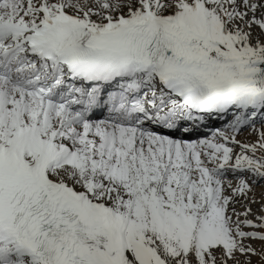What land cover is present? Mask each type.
Segmentation results:
<instances>
[{
  "label": "snow or ice",
  "instance_id": "snow-or-ice-1",
  "mask_svg": "<svg viewBox=\"0 0 264 264\" xmlns=\"http://www.w3.org/2000/svg\"><path fill=\"white\" fill-rule=\"evenodd\" d=\"M0 264H264V0H0Z\"/></svg>",
  "mask_w": 264,
  "mask_h": 264
},
{
  "label": "bare ground",
  "instance_id": "bare-ground-1",
  "mask_svg": "<svg viewBox=\"0 0 264 264\" xmlns=\"http://www.w3.org/2000/svg\"><path fill=\"white\" fill-rule=\"evenodd\" d=\"M245 135H246V134H245ZM248 138H249V139H255L254 136H252V137H248ZM257 194L259 195V190H258Z\"/></svg>",
  "mask_w": 264,
  "mask_h": 264
},
{
  "label": "rangeland",
  "instance_id": "rangeland-1",
  "mask_svg": "<svg viewBox=\"0 0 264 264\" xmlns=\"http://www.w3.org/2000/svg\"><path fill=\"white\" fill-rule=\"evenodd\" d=\"M246 134V133H245Z\"/></svg>",
  "mask_w": 264,
  "mask_h": 264
}]
</instances>
